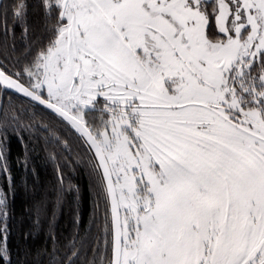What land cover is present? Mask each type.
Segmentation results:
<instances>
[{"label":"snow or ice","instance_id":"1","mask_svg":"<svg viewBox=\"0 0 264 264\" xmlns=\"http://www.w3.org/2000/svg\"><path fill=\"white\" fill-rule=\"evenodd\" d=\"M0 264H264V0H0Z\"/></svg>","mask_w":264,"mask_h":264},{"label":"trees","instance_id":"2","mask_svg":"<svg viewBox=\"0 0 264 264\" xmlns=\"http://www.w3.org/2000/svg\"><path fill=\"white\" fill-rule=\"evenodd\" d=\"M13 156L20 151V146L13 141L12 143ZM32 166L36 170V176L29 175V184L33 182L36 183L37 190L44 189L45 187H50V184L54 182V165L51 162L46 161V154L43 151H39L37 154L33 155ZM17 175L19 176L20 170L16 169ZM79 181L83 187V214L85 222L88 219V214L90 211V203L87 190V180L86 178L80 177ZM32 204L31 196H26L22 188H18L14 197H12V210L19 216L21 213L27 215L26 209H28ZM51 210V205L49 206ZM47 226L46 223L44 225ZM71 223L68 216L64 211H58L57 213V223L56 231L57 233L63 232L67 234L71 230ZM43 232H41L39 237V242L43 241Z\"/></svg>","mask_w":264,"mask_h":264}]
</instances>
